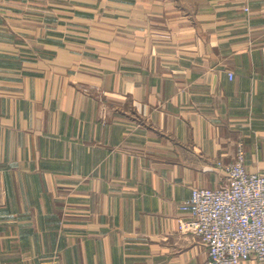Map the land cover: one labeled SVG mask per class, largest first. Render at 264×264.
I'll return each instance as SVG.
<instances>
[{"label":"crops","instance_id":"obj_1","mask_svg":"<svg viewBox=\"0 0 264 264\" xmlns=\"http://www.w3.org/2000/svg\"><path fill=\"white\" fill-rule=\"evenodd\" d=\"M240 143L264 174V0H0V263L203 264Z\"/></svg>","mask_w":264,"mask_h":264},{"label":"built area","instance_id":"obj_2","mask_svg":"<svg viewBox=\"0 0 264 264\" xmlns=\"http://www.w3.org/2000/svg\"><path fill=\"white\" fill-rule=\"evenodd\" d=\"M229 76L233 78L231 72ZM245 161L240 143L232 162L219 163L226 184L195 187L180 206L190 216L181 228L207 246L203 264H240L251 257L264 262V174L248 171Z\"/></svg>","mask_w":264,"mask_h":264},{"label":"rangeland","instance_id":"obj_3","mask_svg":"<svg viewBox=\"0 0 264 264\" xmlns=\"http://www.w3.org/2000/svg\"><path fill=\"white\" fill-rule=\"evenodd\" d=\"M237 148H238V147H237ZM233 160H234V159H233ZM233 160H232V161H233ZM232 161H231V162H232ZM228 163H230V162H228ZM225 164H227V163H225ZM222 165H224V164L222 163Z\"/></svg>","mask_w":264,"mask_h":264}]
</instances>
